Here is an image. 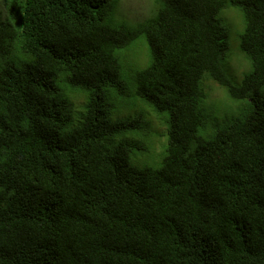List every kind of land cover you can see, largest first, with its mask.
<instances>
[{
  "label": "trees",
  "instance_id": "16d2710c",
  "mask_svg": "<svg viewBox=\"0 0 264 264\" xmlns=\"http://www.w3.org/2000/svg\"><path fill=\"white\" fill-rule=\"evenodd\" d=\"M2 2L0 264H264V0Z\"/></svg>",
  "mask_w": 264,
  "mask_h": 264
},
{
  "label": "rangeland",
  "instance_id": "374dc122",
  "mask_svg": "<svg viewBox=\"0 0 264 264\" xmlns=\"http://www.w3.org/2000/svg\"><path fill=\"white\" fill-rule=\"evenodd\" d=\"M154 3L153 0H121L119 5L120 14L130 23H135L138 21H143L147 18L152 11L154 10ZM0 10H3V2L0 0ZM237 11V10H236ZM232 7L228 6L223 15L227 19V22L224 25L228 28L230 32L229 37V51H231L229 55V59L227 62V72L229 75L239 77L244 71H246L249 67L247 61L243 58L242 54L238 50V41H239V34L241 33L243 26L241 20V14L236 12ZM127 51H125V59L124 61H131L133 68H138V63H145L144 66L147 64L148 61V47L145 41V38L142 36L137 39L135 42L131 43L127 46ZM122 60L120 59V62ZM137 70V69H136ZM129 71L126 70V73ZM135 70L131 72L133 74ZM125 75L123 74V77ZM126 82V78L123 80ZM205 90L207 95L212 100H221L225 101L224 98V90L223 87L215 80L207 79L205 82ZM166 129V128H165ZM164 133L163 128L157 127V130L154 127L152 131V136H150V140L152 142L153 139L164 141V136H159V134ZM158 147L159 145L152 146V154H154V158L156 154H158ZM148 150V149H147ZM137 161L139 163L147 164V160L150 161L151 153L149 151H142L138 154ZM155 161V160H154Z\"/></svg>",
  "mask_w": 264,
  "mask_h": 264
}]
</instances>
